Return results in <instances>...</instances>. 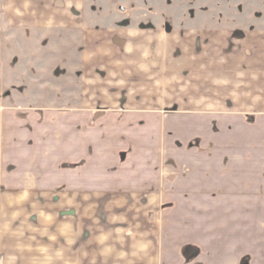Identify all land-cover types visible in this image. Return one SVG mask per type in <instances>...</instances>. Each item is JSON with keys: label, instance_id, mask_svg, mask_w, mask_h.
<instances>
[{"label": "crops", "instance_id": "crops-1", "mask_svg": "<svg viewBox=\"0 0 264 264\" xmlns=\"http://www.w3.org/2000/svg\"><path fill=\"white\" fill-rule=\"evenodd\" d=\"M87 1L7 0V25ZM3 32L0 264H264V30L89 31L99 122L6 101Z\"/></svg>", "mask_w": 264, "mask_h": 264}, {"label": "rangeland", "instance_id": "rangeland-1", "mask_svg": "<svg viewBox=\"0 0 264 264\" xmlns=\"http://www.w3.org/2000/svg\"><path fill=\"white\" fill-rule=\"evenodd\" d=\"M86 3L93 5L70 10V16L81 17L78 22L71 19L57 25L41 21L34 26L13 27L7 25V0H0L5 49L4 96L11 97L6 101L15 105L43 106L50 111L59 107L66 114L89 112L97 122L105 117L110 110L85 104L88 79L84 76L83 63L87 58L86 34L89 31L127 27L184 30L193 27L203 30L223 28L241 35L264 30V0H88ZM145 43L151 41L146 38ZM160 43L161 49L167 48L168 43L162 39ZM124 118L126 116L117 122L121 124ZM110 128L105 126L97 130L110 133L113 131ZM125 130L128 134L133 132Z\"/></svg>", "mask_w": 264, "mask_h": 264}]
</instances>
